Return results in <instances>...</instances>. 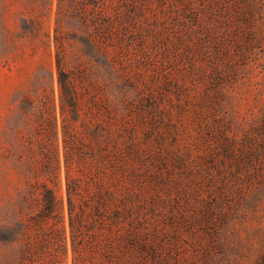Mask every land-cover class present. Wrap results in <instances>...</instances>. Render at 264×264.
<instances>
[{"label":"trees","instance_id":"16d2710c","mask_svg":"<svg viewBox=\"0 0 264 264\" xmlns=\"http://www.w3.org/2000/svg\"><path fill=\"white\" fill-rule=\"evenodd\" d=\"M34 1L23 29L37 33L53 17L58 105L51 78L22 94L10 150L24 159L27 182L0 238L22 241L20 264L69 256L70 264H167L168 227L153 198V174L168 167L160 110L152 85L139 88L134 75L144 67L164 77V98L170 53L194 70L195 46L216 38L230 2ZM137 46L145 63L136 62ZM62 171L65 201L56 190Z\"/></svg>","mask_w":264,"mask_h":264},{"label":"rangeland","instance_id":"374dc122","mask_svg":"<svg viewBox=\"0 0 264 264\" xmlns=\"http://www.w3.org/2000/svg\"><path fill=\"white\" fill-rule=\"evenodd\" d=\"M228 1L216 38L195 46L194 70L170 53L164 98V77L144 67L134 75L139 88L152 85L160 110L168 167L153 174V198L168 227L167 264H264V0ZM34 4L0 0V227L18 218L27 182L24 159L10 150L22 94L51 78L58 105L53 17L37 33L23 29ZM56 190L65 201L63 171ZM21 247L0 238V264H20Z\"/></svg>","mask_w":264,"mask_h":264}]
</instances>
